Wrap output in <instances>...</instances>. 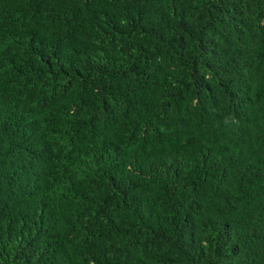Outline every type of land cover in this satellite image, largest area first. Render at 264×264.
Returning a JSON list of instances; mask_svg holds the SVG:
<instances>
[{
    "label": "trees",
    "instance_id": "1",
    "mask_svg": "<svg viewBox=\"0 0 264 264\" xmlns=\"http://www.w3.org/2000/svg\"><path fill=\"white\" fill-rule=\"evenodd\" d=\"M0 264H264V0H0Z\"/></svg>",
    "mask_w": 264,
    "mask_h": 264
}]
</instances>
